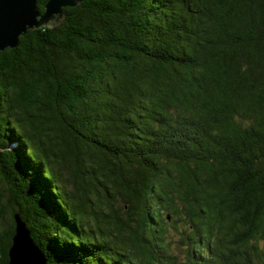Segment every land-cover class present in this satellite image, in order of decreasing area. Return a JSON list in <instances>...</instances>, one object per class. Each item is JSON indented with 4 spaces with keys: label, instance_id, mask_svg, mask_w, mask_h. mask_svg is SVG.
Listing matches in <instances>:
<instances>
[{
    "label": "trees",
    "instance_id": "trees-1",
    "mask_svg": "<svg viewBox=\"0 0 264 264\" xmlns=\"http://www.w3.org/2000/svg\"><path fill=\"white\" fill-rule=\"evenodd\" d=\"M15 214L46 264H264V0H80L0 51V264Z\"/></svg>",
    "mask_w": 264,
    "mask_h": 264
},
{
    "label": "water",
    "instance_id": "water-1",
    "mask_svg": "<svg viewBox=\"0 0 264 264\" xmlns=\"http://www.w3.org/2000/svg\"><path fill=\"white\" fill-rule=\"evenodd\" d=\"M80 0H48L41 12L36 0H0V51L18 45L19 37L29 29L57 22L62 8ZM15 234L8 249V264H46V258L34 243L25 222L14 215Z\"/></svg>",
    "mask_w": 264,
    "mask_h": 264
},
{
    "label": "rangeland",
    "instance_id": "rangeland-1",
    "mask_svg": "<svg viewBox=\"0 0 264 264\" xmlns=\"http://www.w3.org/2000/svg\"><path fill=\"white\" fill-rule=\"evenodd\" d=\"M58 21V20H57ZM54 23H56V22H54V21H49L47 24H54ZM168 230H169V232H168V234H169V238H173V239H175V238H177V235H176V231L173 229V228H171V227H169L168 228ZM176 246V245H175ZM175 249H178L177 247H174Z\"/></svg>",
    "mask_w": 264,
    "mask_h": 264
}]
</instances>
